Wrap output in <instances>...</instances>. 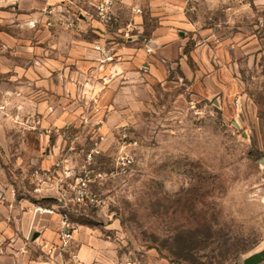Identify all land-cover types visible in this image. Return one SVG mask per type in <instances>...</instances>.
Instances as JSON below:
<instances>
[{
  "label": "rangeland",
  "instance_id": "1",
  "mask_svg": "<svg viewBox=\"0 0 264 264\" xmlns=\"http://www.w3.org/2000/svg\"><path fill=\"white\" fill-rule=\"evenodd\" d=\"M262 4L119 2L111 24L75 29L129 88L78 90L66 121L6 124L0 178L60 227L66 212L93 229L115 264H244L264 250Z\"/></svg>",
  "mask_w": 264,
  "mask_h": 264
},
{
  "label": "crops",
  "instance_id": "2",
  "mask_svg": "<svg viewBox=\"0 0 264 264\" xmlns=\"http://www.w3.org/2000/svg\"><path fill=\"white\" fill-rule=\"evenodd\" d=\"M259 1L264 12V0ZM59 5L61 0H0L3 146L5 125L17 118L35 116L41 123L66 121L74 117L75 103L71 97L78 90L94 88L116 94L129 88L119 83V77L125 74L116 72L110 64L101 65L100 56L85 45L83 38L72 33L77 28L104 26L100 21L81 17L73 27L66 28L61 24L65 17L55 14V24L46 26L44 8ZM261 14L259 22L264 25ZM29 91L32 93L28 94ZM63 107H67L66 111L61 110ZM35 155L37 167L52 168L43 149ZM1 172L0 164V175ZM14 192L13 185L0 178V246L5 264H115L107 252V240L93 229L79 228L74 238L62 246L58 219L51 213L37 214L31 206L33 199Z\"/></svg>",
  "mask_w": 264,
  "mask_h": 264
},
{
  "label": "built area",
  "instance_id": "3",
  "mask_svg": "<svg viewBox=\"0 0 264 264\" xmlns=\"http://www.w3.org/2000/svg\"><path fill=\"white\" fill-rule=\"evenodd\" d=\"M134 1L137 0H61V6L59 5L58 8L55 6H48L44 8L43 13L46 16L45 24L46 26H53L55 24V14H58L59 17H65V20L62 21L61 24L66 28L73 27L76 20H79L81 17L96 19L100 21L104 26H107L114 20L116 4H118L119 2L133 3ZM135 9L137 12L141 11L140 7H136ZM36 22L34 23V25L36 24ZM2 47L3 43L0 37V48ZM96 48L102 49L100 45H97ZM123 137H127V132L123 133ZM121 159L122 163L125 165L133 161V158L126 154L123 155ZM46 173V169L38 166L34 169L32 175L36 180H39V183L42 182L41 177L45 176ZM36 190H41V187L37 186ZM74 193L75 195L72 197V199L76 200L79 203L90 200L89 193L86 190L84 191L83 189L75 188ZM63 195H65V193ZM35 208L37 214H53L56 212L54 208L42 206L41 204H36ZM60 215V240L61 245L65 246L69 243L70 240L74 238L78 227L72 220L69 219L66 212L60 213ZM50 251L51 249H48V252ZM2 254L3 249L0 246V264H5L1 259Z\"/></svg>",
  "mask_w": 264,
  "mask_h": 264
},
{
  "label": "water",
  "instance_id": "4",
  "mask_svg": "<svg viewBox=\"0 0 264 264\" xmlns=\"http://www.w3.org/2000/svg\"><path fill=\"white\" fill-rule=\"evenodd\" d=\"M264 261V250L254 252L244 259V264H260Z\"/></svg>",
  "mask_w": 264,
  "mask_h": 264
}]
</instances>
